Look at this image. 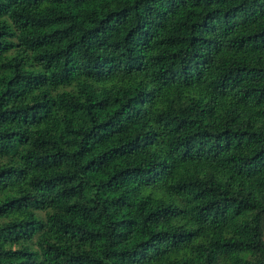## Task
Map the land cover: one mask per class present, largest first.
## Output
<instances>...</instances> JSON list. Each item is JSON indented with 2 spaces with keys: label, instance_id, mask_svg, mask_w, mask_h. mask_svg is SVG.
<instances>
[{
  "label": "trees",
  "instance_id": "obj_1",
  "mask_svg": "<svg viewBox=\"0 0 264 264\" xmlns=\"http://www.w3.org/2000/svg\"><path fill=\"white\" fill-rule=\"evenodd\" d=\"M0 264H264V0H0Z\"/></svg>",
  "mask_w": 264,
  "mask_h": 264
}]
</instances>
